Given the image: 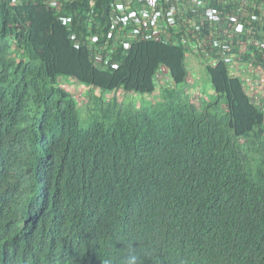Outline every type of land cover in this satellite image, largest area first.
I'll return each instance as SVG.
<instances>
[{
  "label": "trees",
  "instance_id": "trees-1",
  "mask_svg": "<svg viewBox=\"0 0 264 264\" xmlns=\"http://www.w3.org/2000/svg\"><path fill=\"white\" fill-rule=\"evenodd\" d=\"M18 1L0 0L4 238L32 224L40 235L43 222L37 262L44 264H70L69 254L107 241L119 244L120 264L133 257L135 264H217L232 256L250 264L264 251V103H253L264 101V82L251 92L259 78L241 79L246 69L263 77L264 21L253 23L257 41L245 46L228 31L218 39L203 18L207 7L224 17L229 1L207 0L192 14L175 7L169 16L162 1L148 25L171 18V29L186 35L183 21L193 17L207 43L166 34L162 44L143 42L148 28L140 21L115 32L135 37L126 51L102 32L121 0ZM125 6L137 9L135 0ZM93 36L98 43L89 46ZM158 72L169 79L155 98ZM70 81L72 92L64 87ZM200 81L209 99L196 107L185 88L197 84L196 95ZM125 94L149 103L134 107ZM50 182L72 183L76 206L46 208L38 196Z\"/></svg>",
  "mask_w": 264,
  "mask_h": 264
},
{
  "label": "clouds",
  "instance_id": "clouds-1",
  "mask_svg": "<svg viewBox=\"0 0 264 264\" xmlns=\"http://www.w3.org/2000/svg\"><path fill=\"white\" fill-rule=\"evenodd\" d=\"M62 1L68 2V0H62ZM127 1L128 0H121L118 2H114L112 4L110 8H114V11L113 12L110 11L109 18L111 23L109 29L107 30L105 27V29L102 31L106 37V40H111L112 44H114L117 47L119 46L120 48L126 51H128L131 45L134 44L135 37L132 38L120 37V34H115V32L117 30L119 33H121L125 30L124 28L125 26H129L134 23L138 24L140 23V21H142L148 28V30L139 37V39L143 42H156L162 44L164 41L160 42L159 37H163L164 34L170 35L173 38H178L182 35L181 33L173 31L171 29L173 26L172 24L175 22V20L171 18L167 19V22L169 23L168 25H166L165 22L163 25L161 22H159L157 26L148 25V18L157 16V12L159 10L158 5L160 7L162 1H164L165 4L168 3L167 6L169 8L167 11V15L169 16L175 12V7L180 8L182 6H188L189 8H191L189 14H192L193 11L195 10L197 11L201 9L202 2H205L207 0H156L154 4H149L144 0H135L137 5L136 10H130L129 8H127V6H125ZM227 1L231 3V7L225 10L227 14H225L224 17L221 15L219 18L218 15L214 12L213 8L210 7L205 8L203 12L204 20L207 23H210L214 26V31L216 33L217 38L222 39L225 36L224 32L228 31L232 34L240 36L242 39H239V41L243 43L245 46H247L250 41H257L259 32L254 31L252 25L254 22L264 21V0H227ZM12 2L18 4L19 1L12 0ZM237 3L239 4L238 6ZM55 4L56 2H50V6ZM223 5L225 6L227 5L226 1L223 3ZM247 9H249V11H251L250 9H253L252 13H247V12L245 13L244 11ZM208 10L214 13V15H217L215 16L216 21L212 22L207 19L206 11ZM255 11H258V14H255L254 13ZM250 15H252L251 18ZM232 19H234V21H232ZM64 21L67 23L69 22V20L67 19H65ZM155 21H156L155 19L152 20L153 23H155ZM183 23L190 26L188 28L189 30L193 29V31L187 30L186 35L184 34L182 35L183 40H186L194 36V39L202 38L204 44L207 43V38H205L201 32L199 34H196L199 30V25L198 22L195 23L193 17L189 18L187 22L183 21ZM238 29L240 31H238ZM159 34H161V36H158ZM234 42H236L235 39ZM97 43H98L97 36H93L90 38L89 46H93ZM174 45L175 44H172L170 46H174ZM203 51L205 54H207L204 48ZM160 69L163 73L167 74L164 70H162V68ZM167 75L163 76L159 72L157 73L156 75L157 83L155 85V92L153 94L155 98H157L160 95L162 89L165 88L166 83H168L169 77ZM256 77L259 78V80L257 81L258 82L257 84L251 85L249 87L251 92H253L254 90L256 91V89L262 85L261 83L264 82V72L262 78L258 76ZM70 84L74 85V87L77 85L76 81H70L67 84L65 83L64 87L66 91H69L66 86ZM198 86L200 89L201 96L203 98V96H205L204 92L206 89V85L200 81V83H198ZM120 97L131 98V100L133 98H137L134 95H130V94L121 95ZM143 101H147V100H143ZM145 103L148 104L149 102L147 101ZM77 104L79 105L81 103H77ZM78 105L77 108L79 109L80 107H78ZM72 185H73L72 183L64 184L63 182H57V183L50 182L44 184L40 190L38 198L41 201V203L46 208L49 209H55V210L72 209L77 204L76 195L73 189L71 188ZM69 215L74 220L75 227H80L81 217L79 213L71 212ZM39 225L41 228L40 235H39L40 229L38 224H32V226H34L32 231H28V232L26 231L27 228H29L28 226L24 229L23 232L17 233L16 236L14 233L12 240H7L4 238V234L9 230V227L5 225H0V264H44L43 262L40 263L37 262L38 257L43 258L44 256L41 243L43 242L46 233L43 222H40ZM94 226H95L94 228L95 234L97 235L103 228V225L101 222H97L94 224ZM35 238L37 239L35 242V246L33 247L30 243V240ZM119 252H120V246L118 243L107 241L106 243H102L101 245H94L93 247H90V249L84 251L83 253L75 251L69 254L67 257V263L75 264L79 262H84L85 264H120L119 260L117 259V256H119L118 255ZM262 261H264V251L255 254L253 256V261L250 264H259ZM52 263L56 264L57 262L52 261ZM127 264H135V257L128 260ZM217 264H244V263H242L241 258H238L237 256H232L225 262H217Z\"/></svg>",
  "mask_w": 264,
  "mask_h": 264
},
{
  "label": "rangeland",
  "instance_id": "rangeland-1",
  "mask_svg": "<svg viewBox=\"0 0 264 264\" xmlns=\"http://www.w3.org/2000/svg\"><path fill=\"white\" fill-rule=\"evenodd\" d=\"M186 69H187V74H194V75H196L197 73L195 72V71H193V69H195V68H193L192 66H190V64H187V66H186ZM201 72H202V74H204L203 73V71L201 70ZM253 72H252V70L251 69H246V71L243 73V75H242V77H241V79L244 81V79H246V80H248V82H251V79H256L257 77H255L253 74H252ZM189 78L191 79V82H193L194 80L189 76ZM193 80V81H192ZM207 81H208V79H207ZM202 82V81H201ZM166 85H167V83H166ZM197 86V84H194V86L193 87H191V88H185V91L186 92H188V94H190L191 96H190V102L193 104V105H198V103H200L201 102V100H207L208 99V96H204L203 98H201L200 99V97H199V91H200V89H199V87L197 88L198 90V93L195 95V93H194V88ZM67 88H68V90L70 91V92H72L73 90H74V85H72V84H70V85H67L66 86ZM157 88V87H156ZM209 92H210V90H209ZM195 95V96H194ZM125 100V99H124ZM145 102H147V101H143V100H141L140 98H133L132 100H131V104L132 105H134V107H139V108H141L142 106H144L145 105ZM260 102H263L264 103V101L261 99V100H258V101H256V102H253V103H260ZM81 105H82V103L81 104H79L78 105V107H81Z\"/></svg>",
  "mask_w": 264,
  "mask_h": 264
},
{
  "label": "built area",
  "instance_id": "built-area-1",
  "mask_svg": "<svg viewBox=\"0 0 264 264\" xmlns=\"http://www.w3.org/2000/svg\"><path fill=\"white\" fill-rule=\"evenodd\" d=\"M146 2H148L149 4H154L156 0H144ZM206 16H207V19L210 20V21H216V17L214 15V13H212L211 11H206ZM232 21H234V19H232ZM238 31H240L238 29Z\"/></svg>",
  "mask_w": 264,
  "mask_h": 264
}]
</instances>
